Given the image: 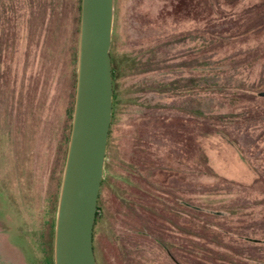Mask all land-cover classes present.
Wrapping results in <instances>:
<instances>
[{
    "label": "rangeland",
    "instance_id": "374dc122",
    "mask_svg": "<svg viewBox=\"0 0 264 264\" xmlns=\"http://www.w3.org/2000/svg\"><path fill=\"white\" fill-rule=\"evenodd\" d=\"M38 12L0 0V264H55L65 78ZM112 46L101 264H264V0H115Z\"/></svg>",
    "mask_w": 264,
    "mask_h": 264
},
{
    "label": "water",
    "instance_id": "95a60500",
    "mask_svg": "<svg viewBox=\"0 0 264 264\" xmlns=\"http://www.w3.org/2000/svg\"><path fill=\"white\" fill-rule=\"evenodd\" d=\"M115 0H82L77 94L56 223L55 264H98L94 233L113 121Z\"/></svg>",
    "mask_w": 264,
    "mask_h": 264
},
{
    "label": "trees",
    "instance_id": "16d2710c",
    "mask_svg": "<svg viewBox=\"0 0 264 264\" xmlns=\"http://www.w3.org/2000/svg\"><path fill=\"white\" fill-rule=\"evenodd\" d=\"M38 5V15L44 20L49 15L51 17L48 26L49 41L48 44L55 51V55L60 57L62 69L64 73L65 84V98H64V120L61 124V131L59 134L58 150L61 157V169H59L58 179L55 178V188L52 194L51 210L53 217L49 221V230L54 240L55 227H56V212L59 202V191L62 183L63 170L65 168L67 154L69 149V142L71 138L73 126V114L75 106V97L77 91V66H78V53H79V38L81 28V15H82V0H35ZM111 57L113 61L114 71V104H113V122L118 116L120 108L127 104L131 94L130 89H125L122 79L125 77L124 71L133 69L130 60L124 55H118L112 46ZM113 124V123H112ZM107 157L109 158L110 147L108 146ZM106 169L110 170L109 163H106ZM107 186L106 179L103 180L102 190ZM102 190L99 199L98 213L95 224L94 233V247L98 264H101L97 254V247L95 238L97 235V228L99 227L102 216ZM180 264H183L180 262Z\"/></svg>",
    "mask_w": 264,
    "mask_h": 264
}]
</instances>
